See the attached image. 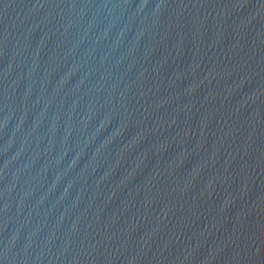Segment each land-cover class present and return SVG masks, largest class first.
<instances>
[{"label":"water","instance_id":"water-1","mask_svg":"<svg viewBox=\"0 0 264 264\" xmlns=\"http://www.w3.org/2000/svg\"><path fill=\"white\" fill-rule=\"evenodd\" d=\"M0 264H264V0H0Z\"/></svg>","mask_w":264,"mask_h":264}]
</instances>
